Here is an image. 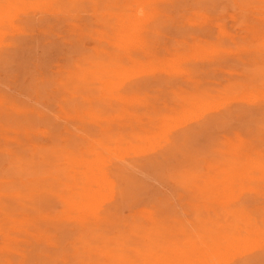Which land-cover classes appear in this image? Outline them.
<instances>
[{
	"label": "rangeland",
	"instance_id": "374dc122",
	"mask_svg": "<svg viewBox=\"0 0 264 264\" xmlns=\"http://www.w3.org/2000/svg\"><path fill=\"white\" fill-rule=\"evenodd\" d=\"M98 1L54 12L40 2L0 37V183L39 178L50 193L21 216L36 215V228L53 235L0 233V262L7 254L21 264H64L61 255L86 248L91 237L69 219L80 211L64 197L79 199L67 190L79 181L73 156L102 153L114 158L126 191L111 204L116 221L163 213L165 248L182 253L208 221L226 219L252 235L232 249L230 264H264V3ZM95 63L119 70L86 79ZM49 215L56 219L42 220ZM3 216L0 224L13 223Z\"/></svg>",
	"mask_w": 264,
	"mask_h": 264
},
{
	"label": "bare ground",
	"instance_id": "6f19581e",
	"mask_svg": "<svg viewBox=\"0 0 264 264\" xmlns=\"http://www.w3.org/2000/svg\"><path fill=\"white\" fill-rule=\"evenodd\" d=\"M88 1L89 0H0V37H1V35L4 34V32H7L8 31V30L6 31V29H8L10 27H13L16 22L17 23L19 22V20L22 18V15L25 14V13H27V9L28 8H30V7L33 8V5H38V4H40V2H43L42 4L46 8H51V11L50 12H52L53 11L52 8L53 9L60 10L62 8H65V7L67 8L68 7V9H70V7L68 5L69 3H71L73 5H75V4L76 5L77 4H79V5L80 4H83L81 6V8L82 7L84 8L85 3L88 2ZM93 1L95 3V1H98V0H91V1H89V3L90 2H93ZM100 1H102V0H100ZM100 1H98V4L100 3ZM103 1L105 2V0H103ZM108 1H106L105 3H107ZM147 1H149V0H147ZM104 2H102L100 4L105 6ZM135 2H136V0H135ZM111 3H113V2L110 1V3H108L107 6L112 5ZM262 3H264L263 0H262ZM88 4H87V6H88ZM100 4L98 5V7L101 6ZM115 4H116V2H115ZM76 5L74 7H76ZM256 5L257 4L253 5V8ZM259 5H261V4L259 3ZM71 7H73V6L71 5ZM110 8H108V9H110ZM94 9H96V7ZM140 9H139V12L141 11ZM45 10L43 12L44 13H48V12H45ZM116 10H119V9L116 8ZM50 12H49V14H50ZM126 13H125V16H126ZM141 13H143V12H141ZM114 14H115V12H114ZM123 14H124V12H123ZM132 15H131V17H132ZM141 15L138 14V17H140ZM114 17H116V16H114ZM142 17H145V15L142 16ZM126 18L127 17H124L123 18V21ZM133 19L135 20L134 17H133ZM139 20H141V19L139 18ZM136 22H138L137 26H136V24H134L132 22L134 24V26H133L134 29L137 28L138 25L141 24V22L139 24V21H137V20H136ZM126 23H127V21H126ZM119 24H120V22H119ZM123 24H124V22H123ZM120 28L123 29L122 27H120ZM126 28H129V27H126ZM139 30H140V28H139ZM130 31H132V30H130ZM110 33H112V32L110 31ZM5 34H7V33H5ZM121 34H123V33H121ZM124 34H127V33H124ZM99 35H100V33H99ZM132 36H134V34ZM101 37L102 36H100V38ZM130 37H131V35H130ZM130 37H129V39H130ZM98 38L99 37H97V39ZM124 38H125V36L122 39H124ZM131 39H132V37H131ZM108 40H109V38H108ZM136 40L137 39L133 40V42L136 41ZM117 41H119V39H117ZM127 41H130V40H128V38H127ZM95 42H96V40H95ZM133 42H130V43H132V45H133ZM138 42H139V40H138ZM93 43H94V41H93ZM125 43L126 42H124V44ZM97 44H99V43L97 42ZM115 44L117 45L116 42H115ZM121 44H122V42H121ZM127 45H128V42H127ZM93 47H94V45H93ZM119 66L122 67V64L119 65ZM100 67H101L100 64H97V63L93 64V66H91V68H90V65H89L86 68V70H85V73H84L85 75L84 74L83 75L85 76L86 79L87 78H91V77L93 78V76L96 77V78H99L101 75H104V76L107 75V74H108V76H110L109 74L114 75L116 73V71H117L116 68L118 66L116 68L115 67L114 68H111L108 65V68L110 67L111 69H108L106 66H105L106 68L105 67L100 68ZM103 68H105V70ZM117 69L119 70V67ZM9 109H10L9 111H11V107ZM13 110H15V109H13ZM17 110L21 111L20 109H17ZM16 115H18V114H16ZM29 118L31 119V117H29ZM97 118H98V116H97ZM23 126H25V125L23 124ZM101 154L97 153L96 155H94L92 157H88V158H81V157H74L73 156V158H74V160H73L74 165H72V163L69 162L71 164V167H72L71 168V171L73 170V173H74V179H75V181H77L76 180L77 177H78L79 181L75 182V184H73V186L71 184L70 185V189H67V190L69 191V193H70V191L72 193H75V194L77 193L79 195V199H71V197L68 198V199H67V197H64V198H65L66 203L69 205V207L72 210L74 208V209H76V210L78 209L80 211V213H78L77 216L73 217V220H72L71 216H70L69 219H71V221H77V224L80 225L78 227H82V230H84L83 236L85 238L86 237L87 238H90L91 237V239H89L90 240L89 244L87 246L85 245L86 246L85 249L84 248L81 249V247L78 246L77 249L75 250V252L73 254H68L67 256L61 255V260H62V262H64V264H230V261H231V257L230 256H232V251L234 250V248L237 247V245L239 243L241 244V242L245 241L247 238H248V240H250L249 237L252 236V235L248 236L250 234V232L246 233L244 231V230H247V228L245 229L243 227L244 228V230H243L242 227H241V224H239L240 225L239 226L236 222L229 228V225L227 224V220L226 219H225V221L222 220V222H221V220L219 221L218 220L219 218H217V220H214L212 222H215V224H218V225H215V224L214 225L213 224L210 225V221L211 220L208 221L207 222L208 223L207 224L208 226L206 227V229L209 232L205 228L201 227V229H204V231L206 230L207 233H205L206 231L204 232L203 230L200 232V230H201L200 229L198 231L199 232L198 233L199 234L198 235L199 238L196 239L195 241L191 242L189 248L185 249V251H183L181 253V252H178L179 249H181L178 246L175 247V246L170 245V247L165 248L166 243L164 242L165 241L164 240L165 239L164 238L165 233H164L163 217H162L163 213H161L160 216H158L159 213H157V211H156L157 215L155 213L154 214L153 213L150 214L147 211L148 216L146 215L147 216L146 217L147 219H146L145 222H142L141 220L139 221V220H136L135 219L133 221L132 220L131 221H127L126 220L127 223L123 224L124 223V220L123 219H122L123 221L121 220L123 223H121V221H119V222L116 221L114 219V217H113V215L115 214V209H113L114 207H112L111 204H113V203L116 204V202H118L119 199L125 200L122 197L125 196V192L126 191L121 186V183L119 182L122 179V178L120 179V176H122V175L115 168V166H116L115 163L116 162H114L115 160L113 161L114 158L112 159V156L104 157L105 155L102 156L103 154L102 155ZM67 161H70V159L67 158ZM128 166H129V164H128ZM119 169H120V167H119ZM8 180H10V178ZM17 180L19 181V179H17ZM37 180L39 181L40 179L39 178H28L25 181H23L22 185L20 183L21 180L19 181L18 184H17V181H16L15 185H10V184L7 185V182L9 183V181L6 182V185L0 183V222L2 221L1 218L4 217L3 215H6L8 217H10L12 215V221L11 222H13V223L5 226V224H8V223L7 222L4 223V221H3L4 224L3 223L0 224V233L1 234H3L4 232H5L4 234H7L6 231L9 232L11 230H14L16 232H18L19 230H21V233H22V231H23V233H25V235L27 233V237L28 238L29 237L30 238H34V239H42V238H45L46 240H51V238H52L53 235H51L50 233H48V231H44L42 233L39 231L40 230V227H39V224H40L39 223V221H40L39 219L40 218L37 219L36 218L37 217L36 215H32V216H34V218L29 219L30 220L29 221L27 219L26 220H23L24 218L22 216H24V215L21 216V212H27V210H28V212L31 209H35L37 211L38 210V206H39L37 197H40L45 192L49 191V190L44 189L43 186L42 187L38 186V183L35 182ZM33 182H35L37 184V186H34V187L31 186L33 184ZM121 182L124 183V181H121ZM49 193H50V191H49ZM62 195L65 196L64 193ZM14 206H18V207L17 208H14ZM112 209L114 211H112ZM111 213H114V214L111 215ZM14 214H18L20 217H22V218H18V219H21V220H18L16 218V215L13 216ZM31 214H29V216ZM43 215H45V214H43ZM14 217L16 219H13ZM39 217H41V216H39ZM4 218H6V217H4ZM9 219L10 218H8L6 220H9ZM43 219L44 220L46 219V221H48V220H54L56 218L55 217H50V215H49V218L47 216V218H42V220ZM204 223H206V222H204ZM204 223H202V226L203 225H206ZM37 225L39 227V230L36 228ZM200 225H201V223H200ZM75 229H77L76 226H75ZM1 234H0V236H1ZM21 237H20V239H21ZM16 238H18V237H16ZM250 238H252V237H250ZM17 240L19 241V238ZM37 241H39V240H37ZM42 241H43V239H42ZM41 242H40V244H41ZM14 243H15V239H14ZM29 244L31 245V243H29ZM43 244H45V243H43ZM51 244H56V243L55 242L53 243L51 241ZM243 244L244 243H242V245ZM46 245H47V243H46ZM83 245H81V246H83ZM96 245L98 246L97 248H96ZM4 247H6V246H4ZM48 247H49V245H48ZM238 247H239V245H238ZM2 248H3V246H2ZM8 250H10V249H8ZM19 250L21 251L23 249H20L19 248ZM19 250L17 249L16 252H18ZM16 252L13 251L11 253V251H10V254H13V256L16 257ZM23 252H25V251L23 250ZM247 252H249V251H247ZM5 253H8L7 249H6V252ZM65 253H67V252H65ZM20 254H22V253H20ZM25 254H26V252H25ZM239 254H241V253H239ZM79 255H82L85 258L83 259V257H82V259H81ZM5 256H6V258L4 257L5 260L2 263L0 262V264H14L15 262H17L18 264H21V263H19V261H15V262L13 261L14 262L13 263L12 262V259H11V256L12 255L11 256L10 255L7 256V254H6ZM167 256H168V258L166 259ZM18 257H20V256H18ZM26 257H27V255H26ZM31 257H33V256H31ZM37 257H40V258L42 257L43 258L44 256L41 255V256H37ZM56 257H58V256H56ZM1 258H2V256L0 257V259ZM30 262L31 261H27L28 264H31Z\"/></svg>",
	"mask_w": 264,
	"mask_h": 264
}]
</instances>
